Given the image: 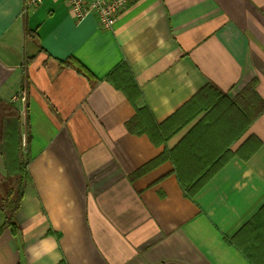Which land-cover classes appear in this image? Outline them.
<instances>
[{
    "label": "crops",
    "instance_id": "0c3cea01",
    "mask_svg": "<svg viewBox=\"0 0 264 264\" xmlns=\"http://www.w3.org/2000/svg\"><path fill=\"white\" fill-rule=\"evenodd\" d=\"M22 8L0 0V101L20 112L29 158L14 229L0 206V264L264 259V0H132L111 29L74 19L62 0ZM69 57L97 80L59 63ZM120 64L136 106L168 132L208 92L211 106L156 143L128 127L136 107L106 80ZM21 90L23 105L12 101ZM218 91L235 103L221 100L214 123ZM206 116L210 127L192 129ZM189 132L230 154L192 197L164 155ZM0 174L10 180L1 153Z\"/></svg>",
    "mask_w": 264,
    "mask_h": 264
},
{
    "label": "trees",
    "instance_id": "16d2710c",
    "mask_svg": "<svg viewBox=\"0 0 264 264\" xmlns=\"http://www.w3.org/2000/svg\"><path fill=\"white\" fill-rule=\"evenodd\" d=\"M59 63L64 66L72 67L77 72L85 75L90 81L95 82L97 79L94 75L78 60L73 57L66 58L65 60H59ZM106 80L112 81L117 88L123 90L130 102L136 107V112L134 116L127 121L128 127L134 129L140 133H147L148 136L154 142L165 141L172 134L177 132L184 124L187 123L189 119L195 116L200 110L208 109V98L210 92L205 99H203V104H191L184 112V117L180 118L178 112L174 114L172 119H176L173 122V129L168 132L164 129V125L157 124L152 118V114L147 108V106H136L138 99L141 97V92L136 84L133 74L129 67L125 64H120L119 66L112 69L106 76ZM248 87V88H247ZM244 90H251L252 86L249 85ZM214 94V93H213ZM216 98L218 102L209 109L208 113L213 116L210 121H217L220 115L224 113L220 110L221 100L225 102L227 108L235 103V100H230L225 93L220 91L216 92ZM2 106H7L6 109L12 111L11 117L7 120V114H3L0 123V153L4 159V165L7 172L8 179L15 180L17 183V192L19 195L22 194L24 183L29 178L27 172V163L29 161L28 156L23 157L21 142H22V132H21V120L20 112L14 111L11 104L4 103L0 101ZM205 106V107H204ZM227 108L225 110H227ZM178 117V118H176ZM171 118V117H170ZM6 119V120H5ZM177 119H182L181 122H177ZM209 120L208 116L200 120L195 124L192 129L204 130L212 125L211 122H205ZM250 120V119H249ZM196 132H189L174 148L171 150H166L165 156L172 159L175 165V172L180 186L185 190L186 195L192 197L204 183L224 164L227 160L229 154L228 144L224 148H216L209 143H204L199 146ZM198 133V132H197ZM208 144V145H205ZM157 159L154 160V162ZM153 163V161L151 162ZM13 189L10 188L8 191V197L3 201L2 207L7 209L5 213L4 226H8L11 230L15 227V211L20 204V198L12 199ZM1 230V227H0ZM246 229H244L245 232ZM249 260L252 264H264V259L257 261V259L252 258L248 255ZM264 258V257H263ZM59 264H67L66 261L62 260Z\"/></svg>",
    "mask_w": 264,
    "mask_h": 264
},
{
    "label": "built area",
    "instance_id": "2783aa9c",
    "mask_svg": "<svg viewBox=\"0 0 264 264\" xmlns=\"http://www.w3.org/2000/svg\"><path fill=\"white\" fill-rule=\"evenodd\" d=\"M68 12L74 19L79 20L88 14H93L98 26L102 29H111L125 7L132 0H62ZM43 0H23L22 12L31 7L39 6ZM26 100L25 91L21 90L13 98V102L22 105Z\"/></svg>",
    "mask_w": 264,
    "mask_h": 264
},
{
    "label": "rangeland",
    "instance_id": "374dc122",
    "mask_svg": "<svg viewBox=\"0 0 264 264\" xmlns=\"http://www.w3.org/2000/svg\"><path fill=\"white\" fill-rule=\"evenodd\" d=\"M13 189L12 199H18L19 193L17 192V183L15 180H7L2 178L0 174V206L4 203L3 201L8 197L9 189Z\"/></svg>",
    "mask_w": 264,
    "mask_h": 264
}]
</instances>
